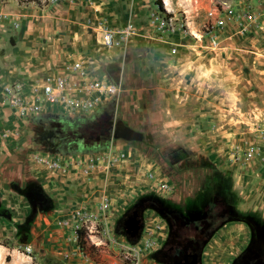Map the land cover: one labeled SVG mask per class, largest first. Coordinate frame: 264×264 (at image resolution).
<instances>
[{
	"label": "rangeland",
	"instance_id": "obj_1",
	"mask_svg": "<svg viewBox=\"0 0 264 264\" xmlns=\"http://www.w3.org/2000/svg\"><path fill=\"white\" fill-rule=\"evenodd\" d=\"M130 19L139 35L121 48L102 46L103 24L121 29ZM76 61L96 80L107 64H117L126 93L116 101L117 121L143 135L140 141L111 136L103 149L79 153L109 171L108 202L118 204L105 211L100 203L69 225L64 238L81 230L80 238L56 247L64 249L60 256L29 253L16 238L5 239L0 264H161L156 252L168 232L161 211L175 207L202 219L209 203L223 212L230 206L264 222V0H0V124H26L20 132L34 151L51 152L39 139L41 125L65 117L36 99L34 90ZM158 96H164L160 104ZM34 104L42 108L39 114L22 110ZM162 107L169 111L165 123L188 126L172 137L159 133L153 124ZM92 124L97 130L103 120ZM184 130L193 139L207 138V153L188 149L178 135ZM137 208L143 230L135 241L121 228ZM248 233L242 223L226 225L208 244L202 264H229Z\"/></svg>",
	"mask_w": 264,
	"mask_h": 264
},
{
	"label": "crops",
	"instance_id": "obj_2",
	"mask_svg": "<svg viewBox=\"0 0 264 264\" xmlns=\"http://www.w3.org/2000/svg\"><path fill=\"white\" fill-rule=\"evenodd\" d=\"M116 65L115 62L107 64L106 72L101 74L103 76L101 80L121 86L123 84L122 76ZM164 80L163 74L157 76L158 83H162ZM122 91L120 90L116 97L107 100L93 114L89 115L92 116L107 104L114 103L116 114L112 126L111 136L113 138L124 137L126 129H130L124 126L120 120L117 121L120 106H116V101H119L121 97L122 100L126 98V93ZM139 99L138 97L135 101L141 107L143 103H139ZM161 99H164V96H158L159 104ZM4 104L5 102L0 99V109ZM184 108L185 106H182L180 110L185 114L186 109ZM52 111L54 108L47 112ZM195 111H200V109H193L191 112L194 114H191L199 115L195 114ZM158 112L156 124L153 126L159 133L166 131L168 137H172L178 133V130L188 126V124H178L179 122L165 123L163 117L169 113L165 107H162ZM58 113L68 117L60 110ZM70 116L79 117L77 115ZM25 125L0 124V243L5 239L16 238L19 228L28 223L32 240L25 246H29L31 251H37L38 254L45 253L48 256L57 257L64 249L56 247H62L68 242L73 244L78 239L76 230L72 238H64V234L69 230V225L77 222L76 214L78 212L95 211L99 204H103L105 201L112 208L113 205L116 207L118 202L115 200L112 206L110 201L108 202L112 193L107 185L109 171L106 172L102 163L85 174L84 169L90 165V155L34 151L30 147L32 143L25 139L20 132V126L24 127ZM202 125L207 126L208 124ZM170 129L171 131H169ZM178 135H182L181 139L185 141L184 144L186 141L188 142V149L191 151L200 152L202 149H206L207 138L199 135L193 139V136H185V130ZM141 136L143 135L141 134ZM179 140L177 138L172 140L175 146L178 145ZM187 153H179L177 157L180 156L182 159ZM29 219L33 221L31 224L30 221L27 222ZM4 250L5 246L0 244V255Z\"/></svg>",
	"mask_w": 264,
	"mask_h": 264
},
{
	"label": "flooded vegetation",
	"instance_id": "obj_3",
	"mask_svg": "<svg viewBox=\"0 0 264 264\" xmlns=\"http://www.w3.org/2000/svg\"><path fill=\"white\" fill-rule=\"evenodd\" d=\"M94 120L96 118L90 123ZM60 124L59 120H52L50 124L41 125L42 131H39L38 136L48 151L88 153L103 149L111 138V134L96 130L88 123L84 125L85 129L77 127L68 130H63ZM48 125L50 128H46ZM86 130H90L89 136H86ZM204 209L202 219L196 211L183 216L176 207L172 212L161 211L168 224V232L163 246L156 252L159 263L202 264L203 253L214 236L228 224L242 223L248 228V237L229 264H264V222L256 223L240 216L230 206L226 212L218 211L212 203L204 206ZM137 214L142 219L138 208ZM127 216H133L132 212Z\"/></svg>",
	"mask_w": 264,
	"mask_h": 264
},
{
	"label": "built area",
	"instance_id": "obj_4",
	"mask_svg": "<svg viewBox=\"0 0 264 264\" xmlns=\"http://www.w3.org/2000/svg\"><path fill=\"white\" fill-rule=\"evenodd\" d=\"M100 33L102 46L105 48H121L139 35L140 30L134 20L130 19L126 26L121 29H113L103 24ZM174 51L176 50L174 49ZM87 73L82 61L68 64L63 73L46 80L44 84L35 88L36 99L45 100L51 107H57L68 116L85 117L93 114L104 102L120 93V86L104 80L89 78ZM22 110L37 115L42 108L40 105L34 104L22 108ZM94 168L95 164H91L84 169V173L86 174ZM101 207L107 211L109 205L105 201ZM86 213L87 211H83L76 214L78 223L82 222ZM27 250L29 253L31 252L29 246Z\"/></svg>",
	"mask_w": 264,
	"mask_h": 264
},
{
	"label": "trees",
	"instance_id": "obj_5",
	"mask_svg": "<svg viewBox=\"0 0 264 264\" xmlns=\"http://www.w3.org/2000/svg\"><path fill=\"white\" fill-rule=\"evenodd\" d=\"M19 1L27 2V3L36 2L40 4L41 0H19ZM114 112H115V104L109 103L92 116L84 117V118H75V119L66 117V118L59 119V122L61 123L60 125L63 126L62 128L63 130H66V129L68 130V129H76L77 127H84V125L85 124L87 125V123L90 126L95 125V124H92V123L89 124V123L93 118H96V120H94L93 123H95L97 120H103V124L99 126L98 129L104 133L111 134ZM80 231L81 230H78L76 232L78 236V241L80 238ZM16 239L22 245H28L31 243L32 235L28 229L27 224L21 226L20 230L17 232Z\"/></svg>",
	"mask_w": 264,
	"mask_h": 264
},
{
	"label": "water",
	"instance_id": "obj_6",
	"mask_svg": "<svg viewBox=\"0 0 264 264\" xmlns=\"http://www.w3.org/2000/svg\"><path fill=\"white\" fill-rule=\"evenodd\" d=\"M124 138L129 140H141V134L133 130L126 129ZM133 216H127L123 221L121 230L123 234L132 240H138L143 230V220L137 214V210L132 212Z\"/></svg>",
	"mask_w": 264,
	"mask_h": 264
}]
</instances>
